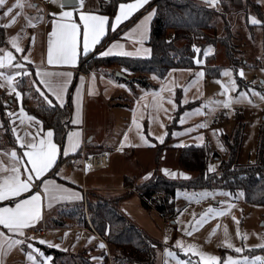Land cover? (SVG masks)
Returning a JSON list of instances; mask_svg holds the SVG:
<instances>
[{"label": "crops", "instance_id": "1", "mask_svg": "<svg viewBox=\"0 0 264 264\" xmlns=\"http://www.w3.org/2000/svg\"><path fill=\"white\" fill-rule=\"evenodd\" d=\"M16 2L17 0H5V5L0 7L1 26L9 24L15 19V22L11 23L9 27H4L8 45L2 50L11 51L15 57L13 63L23 64L24 70L27 68L30 72L34 84H36L38 88H41V91L50 96L57 104L58 102L55 100V97L47 91L44 85L40 84L36 72L38 70L71 72L72 79L65 94L64 104L65 106L68 104L69 100H71V119L76 115V105L74 100L77 96V88L81 89V122L73 125L70 120L72 127L69 130L80 132V146L75 152H71L65 156L63 154V146L66 144L65 137L64 144L61 147V152L58 155L55 165L45 174L44 177L48 180L54 181L58 185L68 188L71 192L79 194L80 198L55 200L51 202V206H49L48 199L45 198L43 201L41 219L38 220L34 226L25 229L24 236L16 237L17 239L24 241L22 245H17L11 250L6 249L5 251L0 252V264H31V262L27 260V254L32 250L30 249L29 251L26 250V248L29 244L33 245L36 243L38 247H35V245L34 247L39 248L45 254V251L40 246L46 245L39 243V239L43 238L47 232H50V230H54L55 235L57 236L61 235L64 241L65 238L68 239V243H71L74 247V249L71 250L73 252H71L72 254H76L82 249H94L95 252H98L99 254L105 253V247L104 250L100 249L99 245L97 249L91 248L96 242H100L104 246L105 244L99 239V237L93 234L94 232L91 230L92 225L87 216L88 203L84 204V198L87 197V202L88 200L92 202L101 198L118 200V210L127 219L128 217L125 215L126 211L131 212L135 217L140 216V213L135 209H138L140 212L146 211L138 194H127L131 193L132 190L127 186L126 180L140 172L139 169L147 171V169L152 168V164H155L156 148L164 145V142L167 143L169 148H171V151H175L188 145L201 146L206 144L207 134L205 131H202L201 127H199L207 117V114L201 110L204 107V105H202V100L207 95L208 80L213 79L215 76H208L200 66V68L196 66V68L171 69L163 78H159L156 75H150L151 82L157 87L153 90H147L137 85H135L134 88H131L124 82V79L117 78L115 76L116 71L126 74L125 69L119 66L111 69L103 68L92 70L88 73L80 71L78 64L80 57L83 56L82 53L75 66H49L47 64V38L51 31V21L58 18L50 15V13H58L61 11L60 7L58 4H54L52 0L45 9L38 5L35 0H21L24 4L22 9L13 8V11L9 13L8 16H4V12L7 11V8L12 7ZM33 4L37 7H29V5ZM99 8L100 0H84L82 10L84 12H94L103 15L99 13ZM153 9L154 8L150 7L149 0V3L143 8L117 25L115 30L111 28V23L114 22V16L112 21H109L106 35L101 39V42L89 52V54L100 48L105 37L108 35V32H111L112 36H114L113 39L104 43L103 47L99 50V53L107 50L115 42L123 45V51L131 52L132 55L124 56L112 54L108 56L99 55V57L149 58L151 56L149 39L151 23L154 17L148 23V31L146 33L148 38L142 43L137 42V33L132 32V29L135 28L143 17ZM41 16L42 19H39ZM136 16L137 19L132 24L125 29L120 30L126 22L134 19ZM28 18L33 19L35 26L29 25ZM74 18L78 22V15ZM16 36L19 37L17 43L23 49V51L19 53L12 48L10 43V39ZM144 49H148L149 51L145 52ZM113 51L115 53L120 50L114 49ZM2 55L3 51H0V56ZM25 56L28 57V60L23 59ZM0 71L5 72L7 75H14L15 72L11 66L0 69ZM199 72L204 73L202 78L197 77L196 74ZM21 77L22 76L14 77L13 81L16 91L21 94L20 99H17L15 92L8 89L6 81L2 78H0V84H4V87H0V95H5L6 99L9 100V107L6 113L8 114L11 112L15 114L12 117H9L11 128L13 129V127H16L17 134L23 136L26 131L35 132L39 128V125H35L34 122L28 120H25L23 124L20 122L19 109L23 106L22 93L18 85ZM154 98L159 100L162 105L161 107L155 105ZM169 101H171V103H169ZM180 107L183 108L181 111L179 110ZM197 110H199V114L191 115L185 119L184 123H180L184 113H194ZM134 113L138 123L141 125L139 130H137L132 124ZM30 124L33 126L30 127ZM161 125H163V127ZM170 128L173 129H171V132H168ZM43 130L44 131L41 132V135L47 131L45 129ZM125 133H127V140H124ZM141 135H143L145 140L148 141L147 144L141 140ZM162 135L164 136V139L161 143L158 137ZM168 135H170L169 141H167ZM200 137H202V139H200ZM122 141L124 144L123 147H121ZM13 149L17 150L18 154L22 153L18 144L16 147L0 148V161H3L5 165L8 164V157H6L4 153L10 152ZM118 149H123L124 152L113 154L111 165L108 169L92 173L86 178L83 177L81 163L82 158L85 155L98 151L115 152ZM169 152L170 150L168 153L166 152L162 161H165L170 156ZM76 154H81L79 160L73 158ZM60 159H62L61 163H59ZM63 165H67V167L62 171ZM131 165L134 169H131ZM56 166V176L49 177L48 175ZM160 170L161 167L159 169L156 167L153 170H150V172L158 171V173H160ZM75 172L79 173V179L77 178L78 176H76V178L74 177ZM147 173L149 172L147 171ZM37 183H39V181ZM35 190L37 189L34 188L33 191ZM40 190L42 191V189ZM27 195L28 194H24V196ZM81 202L84 204V211L90 225L89 227L87 225L80 226L76 224L71 225L69 228L48 227V219L52 218L55 213L58 214L60 206ZM7 203L9 202H0V207ZM139 204L140 208H138ZM54 217L55 216H53V218ZM128 220L131 221L130 219ZM134 224L143 229L142 226L139 225V222L136 221ZM0 231L6 232L7 230L0 228ZM91 238H94V241H90ZM46 247L54 248L49 246ZM22 253H24L25 259L23 258L21 260ZM34 255L36 254L34 253ZM45 256L52 258L51 255L45 254ZM37 259H40L38 255ZM98 259V261L102 260L100 257H98ZM92 261L95 264H99L96 260ZM49 264H51V261Z\"/></svg>", "mask_w": 264, "mask_h": 264}, {"label": "trees", "instance_id": "2", "mask_svg": "<svg viewBox=\"0 0 264 264\" xmlns=\"http://www.w3.org/2000/svg\"><path fill=\"white\" fill-rule=\"evenodd\" d=\"M131 0H100L99 13L109 17L111 22L117 12L120 3ZM150 7L156 9V15L151 23V33L149 45L151 56L149 58H127L108 57L102 58L96 55H84L79 59V70L88 73L92 70L103 68L122 67L128 77L124 82L131 88L135 85L147 90L156 89V85L150 80V75L159 78L165 77L171 69L195 68L194 51L192 46H196L199 40L205 41L206 46L219 44L227 49H231L233 33L226 32L225 36H209V30H213L212 21L217 17L214 7L198 4L192 0H150ZM137 19V16L126 22L122 28L125 29ZM215 23V22H214ZM224 30L230 31L225 23ZM209 34V35H208ZM111 32L105 37L104 43L112 40ZM211 38V39H210ZM183 41L182 46L177 42ZM207 41V43H206ZM195 43V44H194ZM8 45L4 27L0 25V49ZM199 45V44H198ZM234 45V44H233ZM198 47V46H197ZM192 48V49H191ZM228 53V52H227ZM227 66L237 69L232 57L227 56ZM216 70H207L208 76L218 77L223 66L216 67ZM19 88L22 93V106L27 114L43 122V129H53L54 139L61 147L67 132L71 129L72 103L60 107L50 96L40 91H34L33 87L28 88L21 79ZM43 93L53 101V106H48ZM9 100L5 95H0V148L16 147V140L12 133L10 118L7 109ZM183 108H179L181 111ZM239 117V116H238ZM170 128L168 132H171ZM170 135H168V140ZM243 140V123L238 118V123L231 136L223 135L222 141L228 148L229 158L221 162L218 168L220 174L209 172L210 152L207 145H188L177 149L178 163L180 168L197 173L196 178L189 182H177L164 175H155L148 182L137 187L138 195L141 198L145 209H153L162 217L175 216L176 207L173 199L178 188L182 189H203L213 185L224 187L231 192H243L245 202L253 205H264V165L238 167L237 160L239 150ZM165 144V143H164ZM159 150V149H158ZM259 158L263 160L264 153V133L261 134L258 145ZM212 156L218 157L217 154ZM157 157V155H156ZM75 160L81 158V154L73 156ZM218 159V158H217ZM60 159V162L61 163ZM156 162L158 160L156 159ZM57 166L50 172L49 177L56 176ZM130 181L129 179L126 182ZM148 201H151L148 204ZM118 200H108L101 198L96 201L88 200V218L93 229L102 236L115 249V264H155L156 251L160 243L154 242L149 234L143 229L129 221L118 210ZM150 205V206H149ZM57 218H50L47 221L50 228H69L76 224L80 226H90L84 204L74 203L60 206ZM46 255H51V264H95L81 257L79 254H70L54 248L40 246ZM103 264H108L107 260Z\"/></svg>", "mask_w": 264, "mask_h": 264}, {"label": "rangeland", "instance_id": "3", "mask_svg": "<svg viewBox=\"0 0 264 264\" xmlns=\"http://www.w3.org/2000/svg\"><path fill=\"white\" fill-rule=\"evenodd\" d=\"M192 1L198 4L207 5L210 8L214 7L217 13V17L212 21L214 29L207 32L210 34H208L209 36L217 34L219 36L227 37L226 32L233 33L231 49H227L216 43L208 47L203 40H199L197 44L194 43L196 46H192L193 51L194 48L199 49L198 52L194 51V62L196 63L197 60L202 61L200 64L196 63V66H200L206 73L208 69L216 70V67L223 66L218 77L208 80L207 95L202 100V105H204V107L201 110L207 114V117L202 124H206L207 126L201 127V129L207 134L206 145L209 148L211 155L209 160L211 165L209 168L211 167L213 169L209 172L220 174L218 168L221 165V162L228 160V148L222 141V136L232 135L235 125L238 123V118H241V122L243 123V140L238 154V167L254 166L257 163L261 164L260 166H263L264 153L262 154V160L259 158L261 155L259 156L258 153V145L260 136L264 133V100H262L260 96L253 95L252 93L254 90L256 93L264 95V0H217V3L214 6H210L205 0ZM250 18H255L256 20H259L260 23L254 25L250 22ZM225 23L229 26L230 31L224 30ZM177 44L178 46H182L184 42L178 41ZM102 47L103 45L95 52H92L87 56L84 55V58L89 57L91 54L99 57V50ZM206 52L207 55H205ZM228 54L232 57L231 60L236 63L235 66L239 65L237 66V69L227 66L229 62L227 59ZM225 70H228L231 75H223ZM241 70H243V77L239 75ZM26 71L29 72L27 68ZM21 79L27 84L28 88L33 87L34 91L38 89L36 84L33 83L31 74L28 76H22ZM229 80H234L237 85L235 91H229V96L235 98L241 93H247V97L239 102L234 101L227 108L222 105H212L211 108L214 110L210 111L208 107H205L209 100L223 101L227 98L224 95H220L222 90L220 83H217V81L228 84ZM249 100H251V103H249ZM156 149L155 156L157 155V157H155V164H152V168L147 169L149 173L145 170L142 171V169H139L140 172L134 174L129 179L130 181L126 182L127 186L132 190L131 193L127 194H139L137 192V187L142 183L150 181L155 175L162 174L179 183L189 182L196 178L197 173L180 168L177 150L171 151V148H169L167 143ZM169 150L170 156L165 161H162L164 155L166 152L168 153ZM213 154H217L218 159L216 156H212ZM156 159L158 162H156ZM153 166L154 168L158 167V169L161 167V174L158 173V171L150 172V170L154 169ZM66 167L67 165H63L62 171L65 170ZM131 169H134L132 165ZM164 170H167L168 173H176V175L172 176L165 174ZM76 176H78V179L80 178L79 173L75 172L74 177L76 178ZM184 176L189 178L185 179ZM205 193L208 195L203 196L202 194ZM221 193H231V195L224 196L221 195ZM239 193L240 192H231L218 185H213L210 188L191 190L178 188L176 196L173 199V203L176 207L175 216L162 217L152 206L151 209H146V211L142 212L135 209L140 213L139 217L133 216L129 211H126L125 215L132 222H139V225L146 230V233L149 234L151 239L154 242L160 243L156 251L155 264H164L165 258L163 253L165 248L177 252L182 259L188 258L183 252H180L179 249L175 247V242L177 240L183 241L185 245L195 244L199 250L209 255L220 257V264H223L224 259L228 256L237 259L243 256H264V248L256 247L259 244H264V205L249 204L245 202L243 196H238ZM197 199H199V202H196ZM85 203H87V197L84 198V204ZM229 204L233 205V207H231L226 215L210 218L203 225L195 226V230H193L195 220L198 219L210 206L216 209H225ZM138 208H140V204ZM87 214L89 215V212H87ZM53 216H55L54 218L58 217L56 213ZM233 217L239 222L238 224L233 220ZM218 225L219 227L217 228ZM225 227L228 230V238L234 247L243 249L241 253H236L234 250L229 249L224 245ZM92 228L93 227L91 226V230ZM185 228L192 231L191 236L185 234ZM213 229L217 230L214 234L210 235ZM237 229L240 233L239 237L236 234ZM50 232H47L43 238L39 239V241L44 240L52 245L57 244L59 245V248H54L66 251L68 255L73 253L71 250H73L74 247L71 243H68L67 238H65L64 241L61 235H55L54 230H50ZM93 234L99 237V239L105 244V253L99 254L98 252H95L94 249H82L76 254H79L81 257L88 259L89 261L96 260L99 264H103V261L105 260H107L108 264H115V249L97 232ZM245 234L247 235L246 240L241 238ZM165 237H167V243H165ZM90 241H94V238H91ZM49 243H44L43 245L49 246ZM100 244V242H96L91 248L97 249ZM34 245L35 247L37 246L36 243L33 244V246ZM99 248L104 250V247L101 248L99 246ZM26 250L30 251V248L27 247ZM98 257L102 260L98 261ZM23 258L25 259L24 253L21 255V260ZM192 259L195 260L198 258L193 257ZM169 264H174V261L169 259Z\"/></svg>", "mask_w": 264, "mask_h": 264}, {"label": "snow or ice", "instance_id": "4", "mask_svg": "<svg viewBox=\"0 0 264 264\" xmlns=\"http://www.w3.org/2000/svg\"><path fill=\"white\" fill-rule=\"evenodd\" d=\"M54 4H58L61 11L58 13H50L54 17H58L51 21V31L47 38V64L49 66H75L78 63L79 56L81 53L85 56L101 42V39L106 35L107 28L109 25V17L105 15H99L94 12H84V0H52ZM210 6H214L217 0H205ZM149 0H131V2L120 3L118 6V12L114 17V22L111 23V28L115 30L117 25H119L123 20L128 19L138 10L143 8ZM5 5V0H0V7ZM24 4L21 0L12 6L7 8L4 12V16H8L9 13L13 11V8L22 9ZM29 7H37L36 5H29ZM78 15V22L74 18ZM156 15V9H153L143 19L132 29V32L137 33V42L142 43L147 39L148 23ZM42 19V16L39 17ZM13 19L9 24L2 25V27H9L11 23H14ZM252 24H259L260 21L255 18H250ZM28 23L30 26H35L32 18H28ZM127 35V34H126ZM19 39L18 36L12 37L10 43L12 48L15 49L17 53L22 52L23 49L17 43ZM34 40V37H33ZM114 49H119L120 51L114 53ZM3 51V55L0 56V69L11 66L15 70L14 75H7L5 72L0 71V78H2L7 83L8 89L15 92L17 99L21 98V94L16 91L13 81L14 77L28 76L29 72L24 70V65L21 63H13L15 59L11 51ZM145 52L149 51L144 49ZM194 51H199L195 49ZM210 51V49H209ZM112 54L130 56L131 52L123 51V45L119 43H113L107 50L100 52V56H108ZM207 55V52L205 53ZM24 60H28V57H23ZM197 64L202 63V61L197 60ZM198 78H202L204 73L199 72L196 74ZM223 75L230 76L231 73L225 70ZM239 75L243 77V70L240 71ZM36 76L39 77L40 84L44 85L45 88L55 100L58 102L59 106L62 108L65 104V94L67 92L68 86L72 79L71 72L65 71H48V70H38ZM83 79V78H81ZM34 83V82H33ZM220 83L221 93L227 98L223 101L219 100H209L205 107L211 110L212 105L223 106L225 108L229 107L231 103L239 102L247 97V93H241L238 97H231L228 95L229 91H235L237 85L234 80H229L228 84L217 81ZM0 87H4V84H0ZM39 92L40 90L37 89ZM81 89L77 88V96L74 100L76 105V115L71 119L73 125L79 124L80 121V108H81ZM253 95H258L262 100H264V95L256 93L253 90ZM41 95H44L41 93ZM44 99L48 106H53V101L48 99L44 95ZM162 99V98H161ZM155 105L161 107L159 100L154 98ZM187 102V101H185ZM171 103V101H169ZM251 103V100H249ZM19 118L21 124L25 120L34 122L35 125H39V128L35 132L26 131L23 136L17 134V128L13 127L12 132L15 135L16 143L22 150L21 154H18L17 150L13 149L10 152L4 153L8 157V164L5 165L3 161H0V202L7 201L9 203L0 207V228L7 230L0 231V252L11 250L17 245H22L23 240L17 239V236H24L25 229H28L35 225V223L42 217V207L45 198L49 201V206L51 202L55 200H71L79 199V194L71 192L68 188L62 185L56 184L54 181L48 180L45 174L48 173L50 169L55 165L58 155L61 152V145H58L54 141V130L48 129L43 132V122L37 120L35 117L25 113L23 107L19 109ZM199 114V110L194 113L186 112L180 120V123H184L185 119L191 115ZM14 113L9 112L8 116L12 117ZM14 123V122H13ZM132 124L137 130L141 128L138 123L135 113L133 114ZM30 127L33 125H29ZM163 127V125H161ZM206 124H201L199 127H206ZM175 135V134H174ZM80 132L79 131H68L66 134V144L63 146V154L67 156L71 152H75L80 146ZM144 143H148L144 136H140ZM160 142H163L164 136L158 137ZM202 139V137H200ZM124 140H127V133L124 135ZM123 141L121 142V147H123ZM23 169V171H22ZM213 169L210 167L209 171ZM165 174L175 176L176 173H168L164 170ZM183 175V174H181ZM185 179L189 177L184 176ZM39 181V183H37ZM37 189L33 191V189ZM42 189V191L40 190ZM24 194H28L24 196ZM207 196L208 194H202ZM224 196H230L231 193H221ZM244 193L241 191L238 196H243ZM196 202H199L197 199ZM223 203V202H222ZM233 205L229 204L225 209H216L209 207L204 213L200 215L198 219L195 220V226L203 225L210 218L222 217L226 215ZM195 215V214H193ZM233 220L238 224L239 222ZM219 225L217 226V228ZM217 229H213L210 235L214 234ZM185 234L191 236L192 231L187 228L184 229ZM237 236H240L239 230L237 229ZM242 239H247L245 234ZM39 243H49L44 240H40ZM165 243H167V237H165ZM224 245L234 250L236 253H241L242 248L234 247L228 238V230L224 228ZM50 247H59V245H52L49 243ZM101 248L105 247L103 244L99 245ZM28 247L32 251L28 252L27 260L31 264H49L51 257L45 256V254L39 249L35 248L33 245L29 244ZM175 247L183 252L187 259H182L177 254L168 248L164 249V264H169V259L174 261V264H220L221 258L215 255H209L197 248L195 244L185 245L183 241L177 240L175 242ZM256 247L264 248V244H259ZM34 253L36 255H34ZM37 255L40 259H37ZM196 257L198 259H192ZM223 264H264V256H243L241 258H233L228 256L224 259Z\"/></svg>", "mask_w": 264, "mask_h": 264}, {"label": "built area", "instance_id": "5", "mask_svg": "<svg viewBox=\"0 0 264 264\" xmlns=\"http://www.w3.org/2000/svg\"><path fill=\"white\" fill-rule=\"evenodd\" d=\"M38 5H40L42 8H46L48 4L51 3V0H35ZM123 149H118L115 152H109V151H98L94 153H89L85 155L82 158V172H83V177L86 178L92 173L108 169L111 161L113 154L116 153H123ZM86 192V190H85ZM151 201H148V204H150ZM93 232L96 233V231L92 228Z\"/></svg>", "mask_w": 264, "mask_h": 264}, {"label": "water", "instance_id": "6", "mask_svg": "<svg viewBox=\"0 0 264 264\" xmlns=\"http://www.w3.org/2000/svg\"><path fill=\"white\" fill-rule=\"evenodd\" d=\"M115 76L117 77V78H121V79H124V80H126L128 77L126 76V74H124V73H122V72H120V71H116L115 72Z\"/></svg>", "mask_w": 264, "mask_h": 264}]
</instances>
